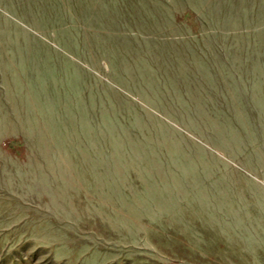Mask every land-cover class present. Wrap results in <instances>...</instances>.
Returning <instances> with one entry per match:
<instances>
[{
	"label": "rangeland",
	"instance_id": "obj_1",
	"mask_svg": "<svg viewBox=\"0 0 264 264\" xmlns=\"http://www.w3.org/2000/svg\"><path fill=\"white\" fill-rule=\"evenodd\" d=\"M0 264H264V0H0Z\"/></svg>",
	"mask_w": 264,
	"mask_h": 264
}]
</instances>
